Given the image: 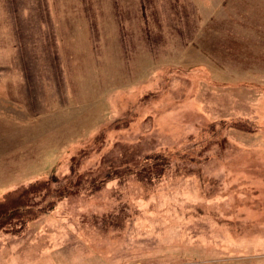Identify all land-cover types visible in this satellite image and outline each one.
Here are the masks:
<instances>
[{"label": "rangeland", "instance_id": "rangeland-1", "mask_svg": "<svg viewBox=\"0 0 264 264\" xmlns=\"http://www.w3.org/2000/svg\"><path fill=\"white\" fill-rule=\"evenodd\" d=\"M66 176L0 264H264V0H0V199Z\"/></svg>", "mask_w": 264, "mask_h": 264}, {"label": "trees", "instance_id": "trees-1", "mask_svg": "<svg viewBox=\"0 0 264 264\" xmlns=\"http://www.w3.org/2000/svg\"><path fill=\"white\" fill-rule=\"evenodd\" d=\"M230 126L244 132H255L252 126L240 121ZM70 180L69 176L62 181L52 177L49 180L26 183L6 192L0 199V231L17 233L18 228L21 229L38 215L54 209L56 203L63 198L76 194L69 186L59 185V182L66 181L67 184ZM56 183L58 184L55 185ZM78 185L80 181L77 182Z\"/></svg>", "mask_w": 264, "mask_h": 264}]
</instances>
